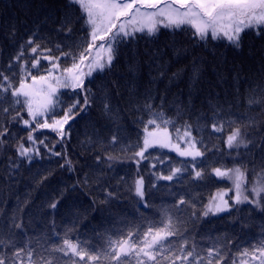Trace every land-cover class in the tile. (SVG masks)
Masks as SVG:
<instances>
[{
	"label": "trees",
	"instance_id": "1",
	"mask_svg": "<svg viewBox=\"0 0 264 264\" xmlns=\"http://www.w3.org/2000/svg\"><path fill=\"white\" fill-rule=\"evenodd\" d=\"M80 15L79 7L69 5L68 0H0V71L33 33L38 43L57 56L56 45L67 52L70 45L86 41L88 30L78 19ZM65 16L77 21L71 36L58 30ZM182 27L184 30L161 26L155 35L137 33L125 39L112 67L85 79V87L93 94L92 103L70 127L65 126L68 135L53 149L72 161L74 171L60 167L65 157L52 155L39 143L35 145L39 154L33 153L31 161L20 157L16 144L28 132L22 123L7 121L16 111L25 119L27 113L19 105L8 113L2 111L12 104L10 94L0 101V124H7L12 133L0 145V240L4 241L0 253L11 254L7 241L12 240L18 247L33 249L36 259L72 264L63 253L53 251L64 239L107 249L110 240L126 239L129 232L134 240L140 239L149 227H162L171 217L178 233L169 237L172 245L187 240L202 256L208 248L221 246L228 264H258L241 253L247 249L251 255L253 249L264 245V211L249 202L233 204L227 193L224 198L232 205L230 209L207 216L204 212L213 196L230 187L215 176L214 168L247 169L250 184L246 188L250 199L255 197L251 188L256 174L264 169V146L235 150L228 149L225 141L233 128L250 120L258 122V129H249V138H255L256 144L264 138V103L248 105L249 97L258 102L264 97V32L257 35L246 30L240 46L234 47L226 39L199 41L193 30ZM33 56L26 50L24 60ZM21 63L6 71L16 86L24 75ZM60 63L68 66L71 60L62 58ZM26 67L32 75H41L49 64L42 60L39 70L31 69L30 63ZM60 93L61 100L75 98L68 89ZM105 93L115 118L104 112ZM145 103L174 121L175 127L168 126L171 131L183 130L186 123L192 125V136L204 155L193 162L192 158L151 148L146 153L150 158L137 165L133 153L143 137L141 120L150 118L142 110ZM217 109L219 115L214 117ZM57 113L63 115L59 109ZM213 123L222 124L223 131L215 132ZM113 134L120 137L115 145L109 143ZM34 135L49 147L59 139L49 129ZM122 147L126 150L121 151ZM107 155L119 159L109 162ZM97 156L100 161H96ZM194 164L196 170H203L202 178H195ZM172 168L186 170L170 181L158 178L169 175ZM138 174L144 178L143 198L135 193ZM181 198L185 204H179ZM53 201L57 202L55 209L49 207Z\"/></svg>",
	"mask_w": 264,
	"mask_h": 264
},
{
	"label": "snow or ice",
	"instance_id": "2",
	"mask_svg": "<svg viewBox=\"0 0 264 264\" xmlns=\"http://www.w3.org/2000/svg\"><path fill=\"white\" fill-rule=\"evenodd\" d=\"M69 5H76L80 10V17L83 20L85 28L88 30L86 41L74 43L69 46L70 50L65 52L60 45H56L60 55H53V50L44 47L35 39L36 33L29 35L19 49L9 60L5 70L0 71V101L10 94L12 104L8 108H3L4 113L19 105L26 111L28 119H25L21 112L16 111L11 116L7 124L13 122L22 123L28 134L20 138L16 144V151L20 157H26L32 160L33 153L39 154V149L35 147L37 143L48 149L56 157L64 156V164L60 167H67L69 171H74L72 161L66 158L62 152L53 151L56 144L62 143L68 133L65 126L69 127L70 122L81 113L87 110L91 105V89L85 87V79L92 77L94 72H104L110 69L113 61L118 55V46L127 38H134L137 33H146L155 35L161 26L169 29L184 30L182 26H187L193 30V37L199 41H206L209 37L212 40L226 39L229 44L239 47L241 34L246 30H254L257 35L264 32V0H68ZM71 17L65 16L60 24L59 31L71 36L74 32V23ZM11 35H16L15 28ZM86 43V46H85ZM73 49H78L74 51ZM30 51L34 54L30 61L24 60L25 52ZM71 60L68 66H62L61 59ZM47 61L49 67L45 69L44 75H32L26 67L30 63L31 69L39 70L41 61ZM20 70L24 75L20 78L18 86L12 82V76L7 75L6 71H11L16 62H21ZM175 75V74H174ZM28 78L31 83H28ZM68 89L74 99L61 100L60 90ZM104 86H101L103 91ZM264 91V89H262ZM23 98V99H21ZM104 112L113 116L111 105L107 102L105 93ZM258 103H264V97L258 102L254 96L249 97V107ZM66 105V107H64ZM215 107V106H214ZM57 109L63 112L58 116ZM143 111L149 114V119L141 123L144 124L142 141H138L139 150L133 153L136 164L147 160L150 157L146 155L150 148H171L182 157H191L193 162L197 157L204 155L197 147L198 141L192 136V125L176 128V139L183 141L187 145L182 149L179 143H173L172 134L168 126L175 127L171 118H165L164 112L156 111L151 103H145ZM179 114V113H178ZM219 115V110L213 112V116ZM229 123H234L229 121ZM7 124H0V145L6 143V137L12 135ZM215 132H222L223 125L212 124ZM42 129H49L54 132L59 139L49 147L44 140H37L34 135ZM249 129H258V122L250 120L249 123L238 125L233 128L227 136L225 144L228 149L246 151L252 146H264V138H261L260 144H256L255 138L250 139ZM120 142V137L113 134L110 144L115 145ZM30 143L32 147H26ZM122 147L121 151H125ZM107 161L119 159V157L107 155ZM101 157L97 156L96 161ZM163 163V161H160ZM111 167V164H109ZM155 167V165H153ZM182 168L170 169V174L160 179L173 180L179 173L185 171ZM195 178H202L203 170H196L193 166ZM247 169L236 166L231 169L214 168L212 172L217 177H227L233 183L236 204L249 202L254 204L261 211H264V169L253 181L251 193L256 198L250 199L245 192L247 183ZM254 171V170H253ZM87 183V176L85 177ZM135 193L140 198L145 195L144 178L137 175L134 181ZM109 196L112 193L108 194ZM227 192H218L213 196L210 203L206 206L204 215L209 212H224L232 207L224 197ZM186 201L181 198L179 204H185ZM50 208L55 209L57 202L53 201ZM20 228L21 225H15ZM174 225L171 217L162 227L149 229L142 234L140 239H133V233L129 232L126 239L109 241L107 249L97 250L94 247L85 245L84 242L73 243L69 239H64L61 245L53 248V251L63 253L64 256L72 260V264H228V258L222 254V247L216 246L208 248L205 255L196 251V246H188V241L183 240L179 245H172L169 237L178 235L173 230ZM0 243H4L0 240ZM10 245V255L0 253V264H53L50 260L43 258L36 259L33 249L18 247L12 240L7 241ZM167 245V246H166ZM241 256H249L251 260L258 261V264H264V245L253 249L250 255L246 249ZM234 264V262H233Z\"/></svg>",
	"mask_w": 264,
	"mask_h": 264
},
{
	"label": "rangeland",
	"instance_id": "3",
	"mask_svg": "<svg viewBox=\"0 0 264 264\" xmlns=\"http://www.w3.org/2000/svg\"><path fill=\"white\" fill-rule=\"evenodd\" d=\"M44 74H46V73H44ZM44 74H41V75H44ZM27 82L28 83H31V79H29V80H27ZM168 130H169V132L172 134V137H173V143H179L180 144V146H181V148L182 149H184V148H186L187 147V145L186 144H184V142L183 141H178L177 139H176V131H171L169 128H168ZM183 134V130H181V135ZM230 134V133H229ZM229 134H227V136L229 135ZM227 136H226V138H227ZM196 147H197V145H196ZM198 148V147H197ZM151 149V148H150ZM163 149H166V150H168V151H170V152H173V153H175L176 155H178V156H180L175 150H173V149H171V148H163ZM199 149V148H198ZM139 150V149H138ZM137 150V151H138ZM200 150V149H199ZM201 151V150H200ZM180 157H182V156H180ZM182 158H191V157H182ZM136 159L137 158H134V161L136 162ZM223 170V169H222ZM223 178V180L224 181H227L229 184H230V187L228 188V189H226L225 190V192H227V193H230V194H233V197L235 196V190H234V188H233V183H232V181L230 180V179H228L227 177H222ZM249 182V183H248ZM248 184H250V181H247V183H246V187H247V185ZM248 192L249 191H246L245 192V194L246 195H248ZM233 204H236L235 203V201H234V199H233Z\"/></svg>",
	"mask_w": 264,
	"mask_h": 264
}]
</instances>
